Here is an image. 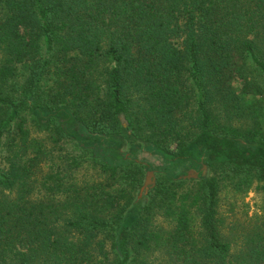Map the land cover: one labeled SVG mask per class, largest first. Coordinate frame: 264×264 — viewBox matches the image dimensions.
<instances>
[{"label": "trees", "instance_id": "trees-1", "mask_svg": "<svg viewBox=\"0 0 264 264\" xmlns=\"http://www.w3.org/2000/svg\"><path fill=\"white\" fill-rule=\"evenodd\" d=\"M0 264H264V0H0Z\"/></svg>", "mask_w": 264, "mask_h": 264}, {"label": "rangeland", "instance_id": "rangeland-1", "mask_svg": "<svg viewBox=\"0 0 264 264\" xmlns=\"http://www.w3.org/2000/svg\"><path fill=\"white\" fill-rule=\"evenodd\" d=\"M124 147H126V145ZM136 157L141 159L144 163H148L149 167L147 169H152L153 174H154V182L156 180L157 174L160 173L162 167H164L165 169H168L171 167L170 171L176 175L185 173V171L189 167H194L197 170L200 169L199 163H194V161H184V162L177 163V164H174L172 162L168 163V161H166L164 156H162V154H160L158 151H153V149H149L145 147L140 148L139 151H137ZM145 171L142 174V179H141L142 181L144 180ZM139 187L135 191L136 194H138L139 192ZM142 192L143 191H141V193ZM238 198L239 199L234 200L232 196V197H229L228 200L221 203L222 205L220 206V209L222 210V212H224V214H226L225 215L226 220L228 221L234 218H237L238 220H240L242 216H244L243 215L244 212H246L247 214H250L252 210L255 209L256 207L255 203L258 201L257 193L252 190L247 191L246 194L244 195H238ZM229 202H231V206ZM161 222L164 224L166 223L165 220H161Z\"/></svg>", "mask_w": 264, "mask_h": 264}, {"label": "water", "instance_id": "water-1", "mask_svg": "<svg viewBox=\"0 0 264 264\" xmlns=\"http://www.w3.org/2000/svg\"><path fill=\"white\" fill-rule=\"evenodd\" d=\"M205 171V165L201 164V173H203ZM198 173V170L193 168V167H189L186 172L184 174H181L180 176L182 177H195ZM154 184V174L152 169H147L145 171V175H144V180L142 181L140 187H139V192L138 195H140L141 191L145 192L146 189L149 186H152Z\"/></svg>", "mask_w": 264, "mask_h": 264}, {"label": "flooded vegetation", "instance_id": "flooded-vegetation-1", "mask_svg": "<svg viewBox=\"0 0 264 264\" xmlns=\"http://www.w3.org/2000/svg\"><path fill=\"white\" fill-rule=\"evenodd\" d=\"M194 168V167H193ZM186 172V171H185ZM184 174V173H183Z\"/></svg>", "mask_w": 264, "mask_h": 264}]
</instances>
